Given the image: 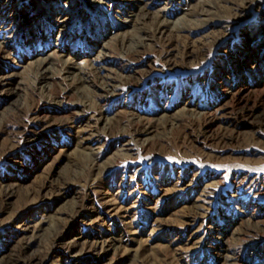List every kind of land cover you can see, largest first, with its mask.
<instances>
[{
  "label": "rangeland",
  "instance_id": "obj_1",
  "mask_svg": "<svg viewBox=\"0 0 264 264\" xmlns=\"http://www.w3.org/2000/svg\"><path fill=\"white\" fill-rule=\"evenodd\" d=\"M203 1L205 0H155L149 6L152 11L165 8V19L169 25H179L182 22L181 4L190 3L197 6ZM105 4H107L106 0L101 5L87 2L86 6L91 9L83 7L79 11L80 16L84 18L89 15V24L93 27V24H98L102 11L108 13L106 11L108 7ZM118 6V9L122 8V3ZM46 8L44 0H11L4 9L7 14L11 13L10 18L0 17V39L6 38V46L10 49L8 58L1 60L0 71L16 72L5 86H1L8 89L2 90V93L0 90V116L7 108L18 102L17 95L21 94V90H15V93L10 90L15 89L17 81L27 78L24 60L32 59V54L36 50L48 49L50 43H54L51 33L54 35L56 29L47 21L41 23L44 27H40L42 32L35 33V27L41 18L40 11ZM94 9L97 11H93ZM112 10L111 5L109 6L111 17H108V20L113 23L121 21L123 17ZM14 12L18 15L13 19ZM10 23L8 31L3 34L2 30H5ZM83 25L74 21L69 30L78 36L63 40L61 46H71L73 49L86 52L88 48L85 44L86 38L82 36ZM123 29L124 26L118 28V30ZM94 32L96 30L89 34L94 35ZM197 32L190 36L198 37ZM231 32L235 36L226 40L225 49L222 46L220 50L219 48L211 50L208 60L200 68L166 69L161 61H155L153 62L155 70L149 72L138 83L139 85L112 98L106 107L109 111L119 110L121 112L119 114L124 115L126 110L131 109L151 114L157 112L161 106H166V110L172 111L174 107L184 102L197 104L199 108L211 111L213 107L223 103L222 114L218 115L220 111H217V117L208 123V127L211 129L210 132H222L228 129L232 133L235 132L234 134L238 136L235 142L218 147L213 142L201 139L194 140V143L182 142L180 139L166 141L163 150L153 149L147 154L140 153L138 157L128 160L122 158L120 163L107 172L105 181L99 188L100 192L98 193L99 189L97 192L90 191L86 196L85 192L77 186L76 188L57 186L60 180L67 177L68 169L70 170L77 158L73 133L70 131L72 127H69L75 122L68 120L62 125H54L48 131L40 128L35 122L27 121V117H23L24 123L28 122L27 130L33 129L27 132L29 140L25 142L20 140L19 144L10 150L7 149L5 153L2 149L5 148L7 140L2 135L0 137V145L3 146H0V181L4 178L12 180L17 184L18 192L10 194L7 197L8 202L5 197L0 207V252L5 251L7 246L15 242L16 234L26 236L30 233L28 231L31 229L30 226L28 230L23 229L26 226L25 223L29 225L41 213L52 212L58 206L57 203L55 204L57 199L55 191H63L67 193L68 202L74 195L83 199L82 213L84 215L93 217L95 209L102 215L103 210L112 206L114 209H109L108 212H117L120 215L114 219L105 216L95 222L80 220L76 217L75 221L69 223L68 228L71 231L94 235L97 231L109 228L110 232L114 233L116 227L118 230L122 229L124 222L129 220L135 234L131 235L133 241L127 242L126 245L129 250L140 248L141 258L137 259V264H152L153 261V264H175L171 257V250L177 244L194 247L191 255H182L177 258L176 261L179 264H215V255L210 253L215 246L217 249L214 251L234 250L241 264L243 262H245L243 264L259 263L258 258L263 256L262 252L264 253V236L258 238L260 242L257 247H253V255H250L252 252L248 247L233 248L234 245H232L229 248L224 245L223 240L229 238L230 241V230L237 227L239 220H245L247 217L251 222L257 220L258 225H264V124L257 126L252 123L253 118H264V0L251 8L247 18L234 25ZM243 33L246 35L244 36ZM86 54L91 53L86 52ZM151 57L152 54L148 56V58ZM145 60L143 59V63ZM158 68L164 69L156 71ZM237 87L240 92L235 93L233 97L229 91H234ZM42 109L45 113L51 114L53 106H43ZM57 112L59 110L55 109L54 113ZM8 126L13 127L12 122H9ZM191 130L192 128H188L185 131ZM120 142L122 141L106 140L102 158L110 155ZM84 143L82 142L83 145ZM202 152H210L213 156L206 159ZM51 180L54 181L53 187L46 189L47 191L43 188L41 190L43 197L39 195V198H36L33 193L22 195L25 191L36 189L43 181ZM210 181H214L215 184L207 187L210 194L207 195L204 192L202 195L198 189L199 185ZM196 184L199 185L196 186ZM112 197L116 203L103 209L101 202ZM196 198L205 204L208 211L205 212L204 217H198L194 223L190 220L186 222L190 215L187 207L184 206L189 205L192 200L197 202ZM46 205L50 210L45 209ZM119 207H122V210H119ZM11 212L16 215L13 216ZM146 213L161 216L162 224L153 230L154 217L147 216ZM228 217L233 218L232 221H229ZM215 229L225 230V234L217 235ZM91 251L89 249L83 255L85 264L111 262V255L107 253L101 255L99 263H95L94 257L100 251L99 249L96 251L91 249ZM121 252V250L118 251L112 258L119 260ZM58 255L60 258L64 256V250L60 249L59 252L50 255L51 257L45 260V264H49V260ZM65 257L63 260L68 259ZM81 262L78 261L79 264L83 263Z\"/></svg>",
  "mask_w": 264,
  "mask_h": 264
},
{
  "label": "bare ground",
  "instance_id": "obj_2",
  "mask_svg": "<svg viewBox=\"0 0 264 264\" xmlns=\"http://www.w3.org/2000/svg\"><path fill=\"white\" fill-rule=\"evenodd\" d=\"M104 1L44 0L47 8L40 11L41 18L35 27V33L42 32L40 30L42 29L40 27H43L41 23L47 21L56 29L54 35L51 33V39L54 43H50L48 49L36 50L32 54V59L24 60L26 64L24 69L27 73L26 81H17L15 89L10 90L12 93H15V90H21V94L17 95L18 102L3 113L1 112L0 116V137L4 135L3 138L6 137L7 140L5 141L7 144L4 143L6 144L5 148L2 149L4 153L7 149L10 150L19 144L20 140L23 142L29 140L27 132L29 133L33 129L27 130L28 122L24 123L23 117H27V121L35 122L40 128L48 131L54 125H62L68 120L75 122L69 127H72L70 131L73 133V144L77 158L75 157L76 161L73 162L72 166L70 165L71 168L68 169L67 177L60 180L57 186L62 188H76L77 186L82 192H85L86 196L90 191H98L105 181L107 172L120 163L122 158L128 160L138 157L140 153L147 154L153 149L163 150L166 141L180 139L182 142L194 143V140L201 139L213 142L218 147L237 141V134L232 133L229 129L222 130V132H210L211 129L208 127V123L217 117V111H220L218 115L222 114L223 103L216 105L211 111L199 108L197 104L184 102L180 106L171 108L172 111L166 110V106H161L157 112L151 114L140 113L131 109L126 110L124 115H120L119 110L109 111L106 104L123 91L127 92L131 87L139 85L138 83L149 72L155 70L153 67L155 61H161L166 69L183 67L193 70L200 68L208 60V54L211 50L217 48L220 50L222 46L225 49L226 40L235 36L231 34L232 27L247 18L248 11L258 5L261 0H205L199 2L200 4L197 6L183 3L180 7L182 22L179 25H169L165 19V8L156 11L150 9L149 5L155 0H106L107 4L105 5L108 7V10L106 9L108 13L102 11L98 24H93V27H90L89 15L83 18L79 11L83 7H87V2L101 5ZM10 2L11 0H0L1 18H10L11 13L7 14L4 11ZM120 3H122V8L118 9ZM111 5L112 11L123 17L121 21L113 23L108 20V17H111L109 14V6ZM87 8L91 9L89 6ZM15 11L18 12V10ZM93 11L97 10L94 9ZM16 12L14 15L12 14L13 19L18 15ZM74 21L84 24L82 36L86 38L87 47H85L88 48L86 52L91 54H86L84 50L73 49L71 46H61L63 40H70V38L78 36L69 30ZM9 26L11 23L7 25L5 30H2L3 34L8 31ZM123 26V30H118ZM94 30H96L94 35L89 34ZM195 31H198L199 34L198 37L193 38L190 35ZM243 35L245 36L246 33ZM6 42V38L0 39V64L1 60L8 58L10 53ZM150 54L152 57L148 58ZM143 59H146L144 63ZM163 69L158 68L156 71ZM15 73L13 71L6 73L0 71L1 93L2 90L8 89V87L1 86H5ZM229 92L234 97L235 93L240 92V89L237 87L234 91ZM40 102L42 104L39 105ZM48 105L53 106L51 114L45 113L42 109L43 106ZM55 109H58L59 112L54 113ZM9 122H12L13 127L8 126ZM252 123L257 126L264 124V118H253ZM188 128H192V130L186 132L185 130ZM78 136H80L79 139ZM105 139L110 142H116V140L122 142L117 148H114L110 155L103 159ZM82 142L86 144L83 145ZM202 154L206 159L213 156L210 152H202ZM53 184L54 181L52 180L43 181L36 189L25 191L22 195L33 193L37 198L39 195L41 196L43 188L47 191L46 189L52 188ZM198 185L196 184V186ZM212 185H215L214 181L199 185L198 189L202 195L204 192L208 195L210 193L207 191V187ZM0 192L2 195L0 197L1 207L5 197L18 192L17 184L4 178L0 181ZM55 192L57 196L55 204L57 203L58 206L52 212L41 213L29 225L25 223L26 226L23 229L28 230V226H30L31 229L28 230L30 233L26 236L16 234L15 242L7 246L5 251L0 252V264H45V260L50 258L53 253L59 252L60 249L64 250V256L60 258L58 255L56 258L50 259L49 264L83 262L85 260L83 255L89 249L90 251L91 249L95 251L99 249L100 251L96 252L95 263H99L101 255L109 253L111 255L109 264H137V259L141 258L140 248L129 250L126 245L127 242L133 241L131 235L135 234L134 229H131L129 220L124 222L122 229L118 230L116 227L114 233L106 227V230L97 231L94 235L82 234V232L71 231L68 228L69 223L75 221L76 217L88 222H95L99 218H105V216L110 217V219L120 217L117 212H108L109 209H114L112 205L116 202L113 197L101 202L103 209L108 206L112 207L107 210L102 209L104 211L102 215L95 209L93 217H91L82 213L83 199L74 195L70 197L71 200L68 202L67 193ZM6 200L8 202V198ZM196 200L197 202L192 200L189 205L184 206L187 207L190 215V218L185 220L186 222L190 220L194 223L198 217H204L205 212L208 211L205 204L199 202V198ZM44 207L46 210L49 208L47 205ZM120 209L122 210V207H119ZM158 212L160 211L158 210ZM11 213L13 216L16 215L14 212ZM146 215L154 217L155 226L153 230L162 224L163 218L161 216L152 213H146ZM233 218L235 219V216ZM233 218H229V221H232ZM215 232L217 235L225 234V230L221 229H215ZM229 233H231L230 241L229 238L223 240L225 246L229 248L232 245H234L233 248L236 246L248 247L252 252L250 255H253V247H257L260 242L258 238L264 236V225H258L257 220L251 222L247 217L245 220H239L237 227L232 231L230 230ZM214 249H217V246ZM214 249L212 248L210 253L215 255V264H241L240 258L234 250L219 252L214 251ZM120 250L122 251L120 259L112 258ZM193 250L194 247L190 248L186 244H177L171 250L172 260L175 264H179L176 261L177 258L182 255L189 256ZM262 255L258 258L260 259L259 263L256 264L264 262L263 252ZM64 257L68 259L63 260ZM82 264H85V261Z\"/></svg>",
  "mask_w": 264,
  "mask_h": 264
}]
</instances>
